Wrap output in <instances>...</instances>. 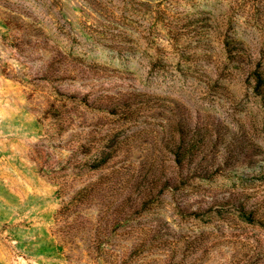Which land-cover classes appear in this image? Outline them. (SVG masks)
Listing matches in <instances>:
<instances>
[{
    "label": "rangeland",
    "instance_id": "374dc122",
    "mask_svg": "<svg viewBox=\"0 0 264 264\" xmlns=\"http://www.w3.org/2000/svg\"><path fill=\"white\" fill-rule=\"evenodd\" d=\"M0 264H264V0H0Z\"/></svg>",
    "mask_w": 264,
    "mask_h": 264
}]
</instances>
